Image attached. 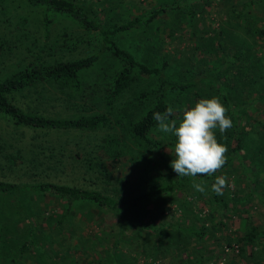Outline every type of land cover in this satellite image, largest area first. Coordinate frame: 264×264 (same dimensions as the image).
<instances>
[{"label":"rangeland","instance_id":"rangeland-1","mask_svg":"<svg viewBox=\"0 0 264 264\" xmlns=\"http://www.w3.org/2000/svg\"><path fill=\"white\" fill-rule=\"evenodd\" d=\"M159 1L163 0H79V3L90 17L95 18L97 15L99 24L107 26L122 22L131 14L149 12ZM200 1L193 0L197 6ZM244 2L247 3L244 5ZM232 6L240 12L247 10V16H244L246 24L231 16L229 11ZM42 12V5L28 0H0V79L21 69L40 51V45L44 46L61 31L81 37L82 40L72 50L45 48L41 55L46 62L72 59L96 51L99 52L100 62L107 61L104 47L99 50V35L87 31L67 16L55 17L49 25V38L45 39L41 23ZM199 12H203L201 15H205L204 18L197 14L190 27L185 22L171 21L172 17L165 15L163 22L153 19L144 29H125L119 34L111 35V38L129 49L136 58L145 60L149 53L139 36L148 33L153 36L154 44L158 45L151 56L165 53L169 65L168 74L172 78L188 77L193 71L195 74L197 67L202 69L200 73L207 75L215 67L212 76L218 81L226 82V92L232 107L223 99L220 101L227 109L238 108V113L241 114L242 144L238 155L240 159L233 156L232 163L220 169L217 176L227 177L233 196L229 187L223 190V195L216 194L217 200L224 197L226 201L225 207L215 210L217 203L211 199L208 183H204V193L195 190V194L193 193L195 207L212 210L213 222L221 219L223 224L216 223L214 230L207 225L201 240L189 235L186 230H172L169 226L160 228V222L164 220H170L174 226H186L190 223L191 219L187 215L186 218L181 216V212H188L180 211L177 205V198L184 190L180 188L174 192L175 197L166 193L142 200L135 214L131 212V216L125 217L118 216L114 210L102 209L86 202H73L67 206L63 200L52 195L27 198L25 208L31 218L29 221H37L40 226L35 224L34 231L31 232V224L21 228V222L18 221L21 232L14 233V219L7 216L13 206L14 195L5 193L0 194V208H3L4 218L0 221V236L1 232L5 233L7 243L4 247L0 246V264L8 263L10 258L14 260L9 264H94L93 260H101L97 261L98 264H154L152 260L148 261V257L154 254L153 250L164 251V256L159 258L160 262L164 260L162 264H178L176 258L179 259L181 255L186 256L187 264H194L198 255L209 252L213 255L207 264H255V260L259 261L257 264H264V235L252 244L251 257L246 247L239 251V247L230 250L225 245L229 237H236L242 232L246 222L264 225V137L259 136L256 125L258 121H264V33L259 34L260 28H264V0H210L203 4ZM208 30L210 32L206 33ZM235 53L238 54L237 57L234 56ZM189 61L192 63L190 67ZM229 61L231 62L228 64ZM94 73L95 70L91 67L83 74V79L89 81ZM98 88L101 92V86ZM38 89L42 96L31 87L13 91L8 96L23 110L43 115L67 116L78 112L74 102L77 100L80 103L81 99L71 97L68 98L69 101L66 100V94L57 86L44 84ZM192 89L193 87L190 88ZM201 89H204L201 90L203 99L215 96L207 88ZM194 93H198V89L192 90L190 94L186 92V102H176L180 108L175 111L174 104L173 112L183 115L181 105L184 104L185 109L193 107L191 102L195 100ZM125 96L126 94L121 95L119 101ZM69 102L75 105L68 104ZM98 107L101 108L102 105L99 104ZM108 132H111L109 127L95 131L25 127L14 124L0 112V179L65 183L98 189L114 196L113 185L125 183L129 191L124 192V196L131 195L130 190L135 191L133 194L144 192L146 189L142 182L138 183L139 186L135 181L139 179L138 171H134L130 163H120L126 158L112 162L95 146ZM49 151L54 155H50ZM75 151L80 152V155L73 158L71 154ZM96 160H99L100 165ZM255 161H260L262 165L255 164ZM157 168L160 169L159 166ZM104 173L120 178L115 181L111 176V182L107 183L103 181L106 177ZM171 175L177 177L174 170ZM193 179L198 183L202 182L198 177H186L184 182L186 185L192 184ZM65 210L61 227H57L49 217L57 219ZM34 213L38 217L40 213L43 217L36 219ZM127 214L130 215L129 211ZM181 218L184 220H180ZM134 220L138 224H134ZM197 222L209 224L204 219H198ZM141 224L148 226L141 227ZM6 226L8 230H4ZM158 234L162 236L161 241ZM146 236L148 238L143 239ZM214 236L218 238L219 244ZM180 240H189L186 248L179 246ZM22 241H31L23 253L17 251ZM159 243L164 249H157ZM235 244L238 245L233 243L232 246ZM188 248L191 249L190 252H187Z\"/></svg>","mask_w":264,"mask_h":264},{"label":"trees","instance_id":"trees-1","mask_svg":"<svg viewBox=\"0 0 264 264\" xmlns=\"http://www.w3.org/2000/svg\"><path fill=\"white\" fill-rule=\"evenodd\" d=\"M28 1L40 4L43 7L41 23L45 39L49 38V25L55 17L58 15L67 16L87 31H93L99 35V40L101 41L99 50H101V47H104V57H107L110 61L107 59L106 62L103 60L100 62L101 60L98 58L99 52L96 51L72 59L46 62L41 55V51L45 48H49L50 50H72L76 48V43L82 40L81 37L72 36L66 31H61L57 36L52 37L46 42L44 46L40 45V51L38 50L34 54V58L29 60L21 69L15 71L12 75L0 79V112L7 116L14 124L31 128L82 131L111 128V132L104 134L100 142L95 143V146L97 145L99 150H101L100 153L112 162H119L121 158H126L124 161L121 160L120 163H130L132 169L138 171L139 179L135 181L137 184L142 182L141 184H143L146 190L140 194H133L135 191L131 192L130 190L131 195L124 196V192L129 190H127L128 186L125 183H121L119 186L113 185V190L115 191L114 196L113 194L110 195L98 189L65 183L51 181L15 182L0 179V194L10 193L14 195V203L10 207L11 211L7 207L4 208L10 211L7 216L10 215L14 219L12 222L15 226L13 232H21L20 226L23 228L26 224H31L29 228L31 232L34 231L35 224L40 226V223H37V221H29L31 218L25 208L27 198H41L45 195H52L58 200H63L67 206L73 202H86L102 209L114 210L118 213V216L125 217L131 216L142 200L166 193H171L175 197L174 192L180 188L184 189L182 192L183 196H181L182 194L179 195L177 205L180 211L186 210L188 212V214L181 212V216L186 218L185 216L187 215L191 221L186 226L179 224L174 226L170 220H164L160 222V228L169 226L172 230L173 228L177 230L181 229L182 231L186 230L189 235H193L197 240H201L206 228L209 227L214 230V226L217 224L222 225L223 222L221 219L216 222L217 224L213 222L211 218L213 214L212 210H207L206 208L202 210L203 208L195 207L193 198L195 194L194 188L192 184H185L186 177L177 176L175 178V176L171 175L173 169L170 163L175 159V137L158 130L157 121L153 119V113L164 112L169 106L174 110V104L176 102H186L184 98L186 92L190 94L192 90L198 89V93H194L196 95L194 97L195 100L191 102L195 105L197 101L203 99L201 90L204 91V89H201L202 87L207 88L210 94H214L220 100L223 99L230 106L231 103L228 100L229 98L226 92V82L218 81L215 76H212L215 72V67L207 75L200 73L202 69L197 67V73L195 72L194 74L193 71L192 74H189L190 77L181 76L179 78H172L168 74L169 65L166 62L165 53H158L156 57L151 56V52L157 50L158 45L154 44L152 41L153 36L151 37L148 33H143L146 35L142 34L139 36V39L145 42L144 47H146L147 53H149V57L145 60L136 58L129 49L120 46L111 38V35L119 34L125 29L135 30L137 29L136 27H142L144 29L151 20L158 19L162 21L165 15H170L172 17L171 21L178 20L179 23L185 22L190 27L193 25L195 16L197 14L200 16L203 13L199 12L201 7L203 8V4L205 5L210 0H201L198 6L193 0L159 1L152 6L149 12L131 14L130 17L126 16L124 21L119 23L114 22L107 26L99 24L97 15H94L95 18L90 17L87 10L79 3V0ZM249 2H254V0H249ZM246 3L244 2V5ZM229 12L233 18H238L243 23H247L244 20L247 12H240L236 8L234 9L233 6ZM209 13L206 12V14ZM204 16L201 15L200 17L204 18ZM209 32L208 30L206 33ZM262 33H264L263 27L259 30V34ZM223 55H225V52H223ZM234 56L237 57L238 54L235 53ZM190 64L192 65L189 61V67ZM91 67L95 70V78L93 76L89 81L84 80L83 74L91 69ZM106 67L108 68L107 71L105 70ZM242 74L245 75L243 72ZM44 84L59 87L61 92L63 91L66 94L67 97L64 96L66 100L68 98L71 99V97L81 99L80 103L77 100L74 102L79 109L77 110L78 112L75 111L67 116L43 115L35 111L23 110L17 104L13 103L8 96L13 91L30 87L38 95L42 96L38 87ZM242 85L243 83L241 84V88L243 89ZM99 86H101V92L98 88ZM192 87L193 89L190 90ZM65 89L67 90L65 91ZM188 90L190 91L188 92ZM124 94H126L124 99L119 101V97ZM68 104L75 105L73 102H69ZM99 104L102 105L101 108L98 107ZM183 105H181V110L184 112L185 108L183 107L185 106ZM175 106V111H178L180 107L177 104ZM228 110V117L232 119L233 127L223 135L219 133L218 129L215 130L218 142L227 146V162L223 168H226L232 163L233 156L240 159L238 155L242 144L240 138L241 114L238 113V108ZM170 119H175L179 123L183 119V115H180V112L174 113ZM256 125H258L257 131L259 136L264 137V121H258ZM41 150H44V148H41ZM49 154L54 155L52 151H49ZM79 155L80 152L78 151L71 154L73 158ZM96 162L100 165L99 160H96ZM255 164L262 165L260 161H255ZM158 166L160 169H156ZM218 171L213 176L201 174L196 176L200 181L208 183L207 186L211 199L217 203V207L214 208L215 210L223 207L226 201L224 197L217 200L216 193L211 191V185L214 183ZM105 176L103 181L107 183L109 181L111 182V173L105 174ZM112 178L117 181L120 177L112 176ZM158 181H160L159 184ZM229 190L233 196L230 187ZM66 211L62 212L57 219L52 218V216L49 219H53L57 224L56 226L61 227V222ZM127 211H129L130 215L127 214ZM2 212L3 208L1 207L0 221L4 219ZM37 213H34L33 216L36 219H41L43 216L39 213L40 216L38 217ZM184 218L180 220H184ZM198 219L208 220L209 224H205L204 222H200L199 224L197 222ZM18 221L21 222L20 226L17 224ZM39 222L41 221L39 220ZM135 223L138 224L136 220H134ZM207 225L209 226L207 227ZM144 226L148 225L141 224V227ZM153 226L151 224L152 229H154ZM263 227L264 225L253 224L251 221H248L243 227L242 232L238 233L236 237H229L225 241V245L230 247L231 250L234 249L232 244L238 243V245H235L239 247V251L243 247H246V250L248 248L247 253L251 257L253 255V251H251L252 244L264 235ZM5 229L8 230L7 226ZM157 230L158 228L156 227L155 233H157ZM161 237V234H158L160 241ZM146 238L148 237L146 236L143 239ZM214 238L218 243V238L215 236ZM188 241L180 240L179 246L186 248ZM6 243V235L1 232L0 246L4 247ZM160 243L157 249H164ZM30 244L31 241H22L17 251L25 252L28 248L27 246ZM190 251L191 249L188 248L187 252ZM153 253L152 256L148 257V261L152 260L154 264H162L164 260L160 262L159 258L164 256V251L153 250ZM212 255V252L205 253V255L200 254L197 256L194 264H207ZM185 257L182 255L179 259L177 257L178 264H187L188 262L185 261L187 258ZM13 260V258H10L6 264L13 262ZM97 261L100 262L101 260ZM97 261L93 260V263L98 264L99 262ZM254 263L257 264L259 261L255 260Z\"/></svg>","mask_w":264,"mask_h":264},{"label":"clouds","instance_id":"clouds-1","mask_svg":"<svg viewBox=\"0 0 264 264\" xmlns=\"http://www.w3.org/2000/svg\"><path fill=\"white\" fill-rule=\"evenodd\" d=\"M227 111L220 99L214 96L211 99H200L193 107L186 108L179 123L170 119L174 115L171 106L164 112L153 113L158 130L175 137V159L170 166L177 176H213L223 168L227 162V146L218 142L215 130L218 129L223 135L233 127L232 119L226 116ZM229 186L227 177L216 176L211 191L223 195V190ZM192 187L200 193L206 191L204 182L198 183L195 179L192 180Z\"/></svg>","mask_w":264,"mask_h":264},{"label":"built area","instance_id":"built-area-1","mask_svg":"<svg viewBox=\"0 0 264 264\" xmlns=\"http://www.w3.org/2000/svg\"><path fill=\"white\" fill-rule=\"evenodd\" d=\"M233 247H236V245H233ZM225 249H227V248L225 247Z\"/></svg>","mask_w":264,"mask_h":264}]
</instances>
